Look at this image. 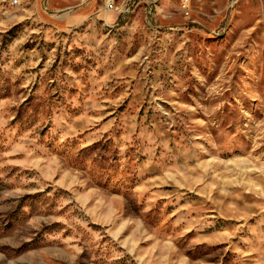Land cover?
I'll list each match as a JSON object with an SVG mask.
<instances>
[{
  "label": "rangeland",
  "instance_id": "1",
  "mask_svg": "<svg viewBox=\"0 0 264 264\" xmlns=\"http://www.w3.org/2000/svg\"><path fill=\"white\" fill-rule=\"evenodd\" d=\"M188 1L0 0V264H264V0Z\"/></svg>",
  "mask_w": 264,
  "mask_h": 264
},
{
  "label": "built area",
  "instance_id": "2",
  "mask_svg": "<svg viewBox=\"0 0 264 264\" xmlns=\"http://www.w3.org/2000/svg\"><path fill=\"white\" fill-rule=\"evenodd\" d=\"M14 3L17 4L18 3V0H14ZM108 7L109 9H114L115 8V5L113 2H110L108 4ZM188 7H189V1L188 0H183L182 2V10L188 15L189 14V11H188Z\"/></svg>",
  "mask_w": 264,
  "mask_h": 264
}]
</instances>
